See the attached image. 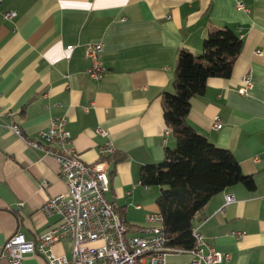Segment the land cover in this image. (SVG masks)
Segmentation results:
<instances>
[{
  "label": "crops",
  "instance_id": "crops-1",
  "mask_svg": "<svg viewBox=\"0 0 264 264\" xmlns=\"http://www.w3.org/2000/svg\"><path fill=\"white\" fill-rule=\"evenodd\" d=\"M239 3L246 9L237 8ZM6 11L16 16L5 18ZM224 25L241 36V53L229 78H210L206 92L192 98L188 122L210 142L231 150L255 186L238 183L214 195L196 214L194 228L209 245L231 254L218 264H264V0H2V119L9 122L4 112H13L31 138L54 118H65L86 164L100 159L99 146L109 138L116 151L106 160V197L130 226L142 228L148 213L160 211V187L140 183L141 168L162 161L166 148L177 145L172 131L165 135L161 95L174 91L179 50L201 53L209 30ZM90 42L103 44L106 73L100 80L88 74ZM249 72L255 86L242 95V77ZM215 116L223 121L220 130L213 128ZM99 127L109 137L97 133ZM66 190L58 160L1 123L0 249L17 231L36 240L56 228L60 218L47 216L42 207ZM229 194L234 200L227 204ZM233 231L245 235L236 238ZM72 246L67 237L53 251L70 257ZM167 258L192 260L186 252ZM43 261L29 254L25 264Z\"/></svg>",
  "mask_w": 264,
  "mask_h": 264
},
{
  "label": "built area",
  "instance_id": "built-area-1",
  "mask_svg": "<svg viewBox=\"0 0 264 264\" xmlns=\"http://www.w3.org/2000/svg\"><path fill=\"white\" fill-rule=\"evenodd\" d=\"M1 4L2 0L0 6ZM237 8L246 9L243 3L237 4ZM15 16V11L4 13L5 18ZM74 47L69 46L68 49ZM102 50L101 42H90L85 50L86 56L91 60L88 74L95 80L102 79L106 73L101 60ZM257 53L261 54L262 51L258 50ZM254 86L251 72L246 73L242 77L239 92L248 95ZM2 111L0 106V124L3 123L6 129L28 146L53 155L58 160L60 176L67 186L65 192L49 198L42 207L47 216L57 215L60 218L58 226L39 235L36 240H28L20 231L12 234L0 249V259H6L7 264H25L29 254L42 256V264H185L170 262L167 257L173 252L189 253L192 256L190 264H218L231 259L230 253L209 245L197 228L193 229L196 239L194 248L182 250L170 247L164 229V217L160 211L146 215V226H130L106 197L110 181L105 158L116 151L109 138L99 146L100 159L93 164H86L74 147L73 136L67 129L65 118H54L48 128L27 138L13 118V112H4L10 119L5 122ZM213 128H223L221 117L215 116ZM96 131L105 137L110 135L105 128L99 127ZM171 131L168 127L165 135H169ZM233 200V195H227V204ZM131 230L140 232L129 236ZM232 234L236 238H242L245 232L233 231ZM67 237L73 242L71 256L57 255L53 251V245Z\"/></svg>",
  "mask_w": 264,
  "mask_h": 264
},
{
  "label": "trees",
  "instance_id": "trees-1",
  "mask_svg": "<svg viewBox=\"0 0 264 264\" xmlns=\"http://www.w3.org/2000/svg\"><path fill=\"white\" fill-rule=\"evenodd\" d=\"M242 46L241 36L228 25L209 30L201 53L179 50L174 91L161 95L164 120L177 145L166 148L162 161L144 165L140 180L144 185L160 187L157 205L172 248L195 247V216L214 195L238 183L248 188L255 186L252 176L243 173L231 150L210 142L188 122L192 98L206 92L210 78L232 75Z\"/></svg>",
  "mask_w": 264,
  "mask_h": 264
},
{
  "label": "rangeland",
  "instance_id": "rangeland-1",
  "mask_svg": "<svg viewBox=\"0 0 264 264\" xmlns=\"http://www.w3.org/2000/svg\"><path fill=\"white\" fill-rule=\"evenodd\" d=\"M68 246L71 248V244H68Z\"/></svg>",
  "mask_w": 264,
  "mask_h": 264
}]
</instances>
